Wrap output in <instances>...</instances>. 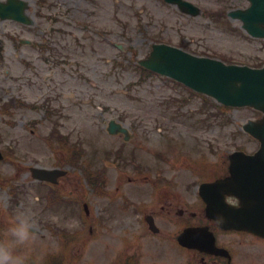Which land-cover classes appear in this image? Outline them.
I'll return each instance as SVG.
<instances>
[{
  "label": "rangeland",
  "instance_id": "1",
  "mask_svg": "<svg viewBox=\"0 0 264 264\" xmlns=\"http://www.w3.org/2000/svg\"><path fill=\"white\" fill-rule=\"evenodd\" d=\"M27 1L35 25L23 28L7 22L0 31V148L14 153L11 161L0 163V239L15 216L28 210L36 222L33 239L22 248L28 258L38 264H47L51 256V264H105L129 242L128 227L139 225L132 210L153 212L160 205L147 182L154 170L167 165L157 161L158 152L176 157L175 167L202 158L204 171L213 172L229 153L254 151L260 145L243 126L260 119L261 113L191 97L169 78L144 75L139 61L149 56L153 44L167 43L256 67L264 63V41L252 40L241 31L240 22L226 16L247 7L246 0H190L202 9L198 17L186 16L163 0H49L42 7L40 0ZM15 37L32 40L34 46H17ZM15 50L34 53L18 58ZM40 94L52 105H45L43 112L17 109L12 117L3 114V104L17 103L18 95L33 103L43 102ZM185 98L188 102L181 105ZM33 118L43 122L39 136L28 124ZM112 120L134 131L130 143L123 145L120 136L105 133V124ZM56 125L83 144L84 158L100 176L93 190L84 181L87 171L70 168L61 185L75 192L73 214L64 204L47 208V188L30 174L33 165L52 169L57 160L68 157L56 143L59 153L40 139ZM122 146L133 160L123 165L116 155ZM178 180L183 185L199 178L187 171ZM11 185L17 188L15 196ZM108 191L110 195L103 196ZM160 194L164 199L170 193L163 188ZM57 227L79 233L69 251L64 244L68 235L63 237ZM141 250L142 262L149 263L160 257L163 247L149 242Z\"/></svg>",
  "mask_w": 264,
  "mask_h": 264
},
{
  "label": "water",
  "instance_id": "2",
  "mask_svg": "<svg viewBox=\"0 0 264 264\" xmlns=\"http://www.w3.org/2000/svg\"><path fill=\"white\" fill-rule=\"evenodd\" d=\"M250 1L251 6L247 10L232 12L231 16L242 20L243 27L249 34L264 38V0ZM185 5L188 8L192 7L187 3ZM22 10L18 16L12 4L6 7L0 6V12L5 13H0V15L3 19L9 17L26 20ZM144 64L158 73L184 83L197 92L215 98L226 106H250L264 113V68L254 70L248 67L226 65L221 61L195 57L166 45L155 46L150 59ZM244 129L262 142V148L255 156H246L243 153L234 154L236 160L232 162L231 172L232 176L237 179L239 171L234 169L235 164L237 163L238 167H247L242 172L247 174L248 182L256 187L264 184V119L259 123L250 122ZM238 170L242 169L238 168ZM34 172L39 178L50 177L49 175L54 174L39 170ZM230 182L228 178L219 183V186L229 190ZM238 185H240L239 182ZM216 203L213 201L212 206ZM259 203L257 199L242 200L243 207L236 212V215H230L229 209L225 208L227 210L221 213L226 214L219 216L223 227L248 230L264 235V206ZM215 211H219V208ZM240 213L241 215L238 216Z\"/></svg>",
  "mask_w": 264,
  "mask_h": 264
},
{
  "label": "flooded vegetation",
  "instance_id": "3",
  "mask_svg": "<svg viewBox=\"0 0 264 264\" xmlns=\"http://www.w3.org/2000/svg\"><path fill=\"white\" fill-rule=\"evenodd\" d=\"M226 176L228 172L224 171L222 177L219 176L217 179ZM162 182L165 183L166 180ZM174 183H177L175 179L167 180V186H173ZM174 186L182 187L166 195L161 209L151 213L160 230L149 238L152 245L159 244L163 247L160 257L151 258L149 263H142V254L134 245L122 250L116 264H264L263 238L248 232L223 230L217 222L207 219L205 204L199 196L197 185ZM227 200L232 205L239 204L235 197H229ZM188 227L202 228L198 237L200 249H187L177 243L179 234ZM212 241L220 250L210 251ZM172 255L176 258H172Z\"/></svg>",
  "mask_w": 264,
  "mask_h": 264
},
{
  "label": "clouds",
  "instance_id": "4",
  "mask_svg": "<svg viewBox=\"0 0 264 264\" xmlns=\"http://www.w3.org/2000/svg\"><path fill=\"white\" fill-rule=\"evenodd\" d=\"M36 222L31 211L18 213L9 224L5 238L0 239V264H28L22 251L34 237Z\"/></svg>",
  "mask_w": 264,
  "mask_h": 264
}]
</instances>
